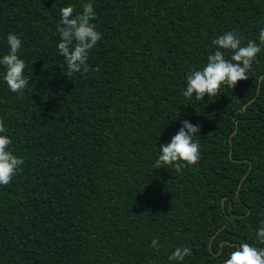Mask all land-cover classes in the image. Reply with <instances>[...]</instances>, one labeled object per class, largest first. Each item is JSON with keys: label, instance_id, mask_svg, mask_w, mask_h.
Wrapping results in <instances>:
<instances>
[{"label": "trees", "instance_id": "obj_1", "mask_svg": "<svg viewBox=\"0 0 264 264\" xmlns=\"http://www.w3.org/2000/svg\"><path fill=\"white\" fill-rule=\"evenodd\" d=\"M88 2L102 39L69 78L59 13ZM261 28L264 0H0V57L16 34L29 78L13 93L0 64V135L25 161L0 186V264H224L241 243L264 248V49L235 89L182 95L215 38L258 43ZM184 119L201 126L200 161L155 168ZM177 247L192 255L170 261Z\"/></svg>", "mask_w": 264, "mask_h": 264}, {"label": "clouds", "instance_id": "obj_2", "mask_svg": "<svg viewBox=\"0 0 264 264\" xmlns=\"http://www.w3.org/2000/svg\"><path fill=\"white\" fill-rule=\"evenodd\" d=\"M60 20L57 31L60 42L57 50L64 61L59 65L66 71L69 78L76 73H87L90 66L87 63L90 51L102 39V33L97 30V13L92 2L85 3L79 13L74 14V6L69 5L60 9ZM243 37L233 31H227L215 38L212 44L217 46L214 53L207 56V63L199 70H192L186 77V90L182 92L185 98L204 102L205 96L210 99L220 96L223 86L235 89L238 82L247 81L252 73L253 63L257 55L264 49V28L259 31V42L249 40L242 46ZM10 50L0 57L6 72L3 80L13 93L23 96L29 85V78L25 76L26 62L20 58L22 40L14 33L7 37ZM232 53L230 59H226L224 51ZM66 66V67H65ZM99 71V67L95 69ZM257 84L264 85V77L257 78ZM8 129L5 121L0 118V133H6ZM201 131L200 125H194L188 119L182 121V127L172 137L170 143L160 145V154L155 161L157 169L171 167L177 173L184 168L198 164L201 159V146L195 140ZM13 140L8 135H0V186H9L13 179L23 172L24 159L14 154L11 146ZM258 243L264 244V220L256 230ZM151 247L159 249L157 239H153ZM192 255V249L177 247L169 256L170 261L183 262L185 257ZM224 264H264V248L255 247L249 243H241L237 250L230 253V257Z\"/></svg>", "mask_w": 264, "mask_h": 264}, {"label": "water", "instance_id": "obj_3", "mask_svg": "<svg viewBox=\"0 0 264 264\" xmlns=\"http://www.w3.org/2000/svg\"><path fill=\"white\" fill-rule=\"evenodd\" d=\"M236 123H238V121H236ZM238 125V124H237ZM237 128L235 129V131L231 134V137L237 132Z\"/></svg>", "mask_w": 264, "mask_h": 264}]
</instances>
